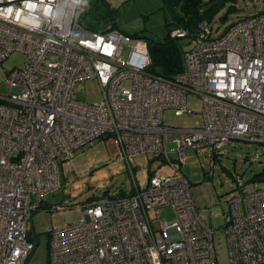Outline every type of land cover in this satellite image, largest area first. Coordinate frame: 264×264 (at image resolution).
<instances>
[{
	"label": "built area",
	"instance_id": "built-area-1",
	"mask_svg": "<svg viewBox=\"0 0 264 264\" xmlns=\"http://www.w3.org/2000/svg\"><path fill=\"white\" fill-rule=\"evenodd\" d=\"M79 2L0 0V62L25 55L8 71L10 91L0 92V264H25L29 221L59 187L60 166L97 141L114 144L132 188L82 203L79 219L53 229L48 264H219L213 231L171 154L181 165L189 150H221L235 138L264 144V11L217 36L206 19L191 35L173 27L170 36L190 44L182 71L166 78L148 71L144 38L87 29ZM89 79L103 92L95 103L73 97ZM188 93L201 99L200 125H165L164 109L195 113ZM156 158L168 173L149 170ZM227 203L226 264H264V186L242 183ZM163 207L174 217L154 226L150 213Z\"/></svg>",
	"mask_w": 264,
	"mask_h": 264
},
{
	"label": "rangeland",
	"instance_id": "rangeland-1",
	"mask_svg": "<svg viewBox=\"0 0 264 264\" xmlns=\"http://www.w3.org/2000/svg\"><path fill=\"white\" fill-rule=\"evenodd\" d=\"M229 9L228 18L223 22L219 15ZM264 11V0H224L221 10L209 21L212 36L221 34L224 27L238 19ZM79 18L84 27L93 31L118 29L126 33H136L147 41L162 40L166 35V22H173L172 11L163 0H80ZM84 17V19H83ZM183 50L189 46L188 38H177ZM25 55L12 51L0 62V92L8 93V71L21 67ZM122 85H129L125 81ZM73 97L86 103L102 99L103 92L96 79L77 82ZM186 103L195 113L175 114V110H163L165 125L190 127L200 125L201 99L188 93ZM173 147L172 143L168 145ZM116 148L109 141H97L78 150L59 169V187L47 196L45 204L32 214L29 221L33 247L25 264H48L50 235L53 229L64 226L81 217L79 206L94 197L127 193L132 188V178L123 161L115 158ZM176 166L191 184L192 195L199 212L213 231V241L217 262H228V250L224 232L225 216L228 214L227 198L236 186L242 183H255L264 186V144L250 142L243 138L230 140L221 150L210 146L189 150L185 161L179 165L175 154H171ZM136 169L141 172L145 164L144 155L135 157ZM156 174L169 172V165L159 158L148 167ZM218 200L216 202L215 200ZM152 224L174 217L171 207H163L151 212Z\"/></svg>",
	"mask_w": 264,
	"mask_h": 264
},
{
	"label": "trees",
	"instance_id": "trees-1",
	"mask_svg": "<svg viewBox=\"0 0 264 264\" xmlns=\"http://www.w3.org/2000/svg\"><path fill=\"white\" fill-rule=\"evenodd\" d=\"M163 1L166 2V5L172 11L174 20L173 22L165 23L167 31L162 40L151 39L147 41V48L150 57V64L147 69L148 71L163 77L172 78L183 69L184 50L178 45L176 41L177 38L170 36V30L173 27H180L187 30L188 35L193 34L201 19L210 21L221 10L224 0ZM229 9H231V7L229 8L228 6L227 10L219 15V18L223 22L228 18L230 12ZM227 26H225L224 29ZM132 34L137 35L136 33ZM119 194H124V192H120ZM96 198L97 197L91 199ZM44 204H42V206Z\"/></svg>",
	"mask_w": 264,
	"mask_h": 264
},
{
	"label": "water",
	"instance_id": "water-1",
	"mask_svg": "<svg viewBox=\"0 0 264 264\" xmlns=\"http://www.w3.org/2000/svg\"><path fill=\"white\" fill-rule=\"evenodd\" d=\"M28 234H29V235L31 234V230L28 231Z\"/></svg>",
	"mask_w": 264,
	"mask_h": 264
}]
</instances>
